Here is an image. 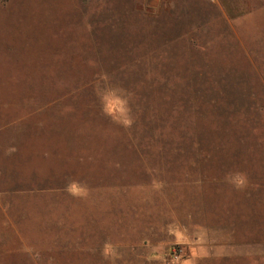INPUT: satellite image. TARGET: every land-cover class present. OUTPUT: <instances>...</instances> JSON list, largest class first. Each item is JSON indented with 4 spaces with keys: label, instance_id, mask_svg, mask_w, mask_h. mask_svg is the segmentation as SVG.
Instances as JSON below:
<instances>
[{
    "label": "rangeland",
    "instance_id": "374dc122",
    "mask_svg": "<svg viewBox=\"0 0 264 264\" xmlns=\"http://www.w3.org/2000/svg\"><path fill=\"white\" fill-rule=\"evenodd\" d=\"M0 203V264H264V0H0Z\"/></svg>",
    "mask_w": 264,
    "mask_h": 264
},
{
    "label": "crops",
    "instance_id": "0c3cea01",
    "mask_svg": "<svg viewBox=\"0 0 264 264\" xmlns=\"http://www.w3.org/2000/svg\"><path fill=\"white\" fill-rule=\"evenodd\" d=\"M2 205H1V203H0V212H1V210H2V212L4 211V207L2 208ZM22 247V249H23V252L24 253H26V254H24L25 255V257H31V255L25 250V246H21ZM27 261H31V260H27Z\"/></svg>",
    "mask_w": 264,
    "mask_h": 264
},
{
    "label": "clouds",
    "instance_id": "9594fccd",
    "mask_svg": "<svg viewBox=\"0 0 264 264\" xmlns=\"http://www.w3.org/2000/svg\"><path fill=\"white\" fill-rule=\"evenodd\" d=\"M243 180L240 178V176L238 175L237 176V178H236V184H237V186L239 187V186H242V184H243Z\"/></svg>",
    "mask_w": 264,
    "mask_h": 264
}]
</instances>
